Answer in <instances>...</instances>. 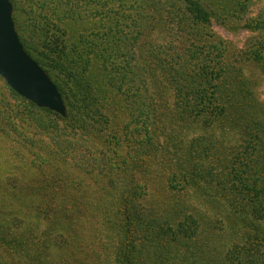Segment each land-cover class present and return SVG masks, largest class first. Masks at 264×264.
Segmentation results:
<instances>
[{"label":"trees","instance_id":"trees-1","mask_svg":"<svg viewBox=\"0 0 264 264\" xmlns=\"http://www.w3.org/2000/svg\"><path fill=\"white\" fill-rule=\"evenodd\" d=\"M8 1L14 29L24 50L56 86L65 112L60 114L39 107L6 84L12 95L33 108L56 115L70 127L78 121L88 124L86 109L91 115L99 110L109 128H121L119 124L124 120L135 121L140 117L146 125L148 137L141 152L140 145H132L122 157L125 150L118 131L117 136H112L114 149L107 161L118 172L124 167L127 178H118L125 186L117 199L118 209L113 212L116 238L114 247H110L113 261L107 259L106 264H264V103L256 98L254 88L251 91L248 86L243 67H233L224 59L223 48H219L223 44L221 39L218 38L219 46L215 48L203 40L199 42L201 38L196 33L187 30H181L178 35L171 33L180 23L187 29L195 25L207 30L212 15L202 3L199 0L131 1L137 9L146 5L158 12V16L165 9L169 15L162 21L153 12L146 18L135 17L132 28L147 25L149 34L141 40L142 36L133 31L127 56L120 52L121 39L117 34L121 22L117 18L104 21L102 16L98 21L87 20L95 31L100 28L102 31L89 37L71 34L66 41L61 25L66 20L75 24L82 21L85 10L79 0H51V7L47 0L34 2L26 30L18 16L17 0ZM114 1L117 0H97L104 5H113ZM120 4L126 6L128 2L121 0ZM106 9L107 13L113 11L111 6ZM184 14L190 18L183 17ZM159 25L165 29V35L154 32ZM242 26L256 34L255 46L242 62L256 67L264 77V14L246 19ZM52 29L60 30V34L52 33ZM209 35L215 37L212 31ZM190 36L195 39L187 40ZM195 128L208 131L205 134L208 136H190ZM84 130L88 132L87 128ZM216 131L237 135L238 144L228 146L227 152L222 150L219 146L223 143L217 142ZM64 135L63 128L54 129V154H61L59 157L65 160L68 153L78 151L82 159L90 160L82 153L84 145L73 148L75 142L64 140ZM88 136L94 150L103 154L98 147L102 145L100 140L93 132ZM167 140L174 142L170 144ZM199 149L206 159H210L212 151L221 153L216 158L221 164L202 161ZM94 150L89 149V154ZM139 153L143 157L142 172L146 171L149 178L154 164L167 162L166 169L170 170L166 178L173 191L188 194L189 189H194L203 196H209L210 190L220 191L229 202L228 208L224 202H210L216 204L225 228L217 220L210 229L202 228L188 213L189 208L176 202L172 205L174 212H168L171 217L167 221L159 223L156 216L148 218L143 211L146 194L142 193L143 188L137 190ZM61 170L65 169L61 167ZM103 170L104 167L100 168V172ZM64 172L65 177L49 175L36 180L37 187L52 188L51 192L37 191L12 199L0 196V264H85L87 255L97 256V240L86 243L87 238L80 232L84 211L79 206L83 197L62 190L69 182L79 185L82 177L70 170ZM179 173L183 174L177 179ZM98 178L93 176L92 181L97 182ZM158 181L156 178L154 184ZM176 181L182 185L178 186ZM159 186L162 187L158 182ZM217 231L226 238L220 248L206 242ZM52 240H57L53 246ZM151 245L150 252L143 250V246ZM9 250L19 255V261L15 257L4 260L10 258Z\"/></svg>","mask_w":264,"mask_h":264},{"label":"rangeland","instance_id":"rangeland-1","mask_svg":"<svg viewBox=\"0 0 264 264\" xmlns=\"http://www.w3.org/2000/svg\"><path fill=\"white\" fill-rule=\"evenodd\" d=\"M36 1L38 0H17L18 16L22 21L21 24L25 26V30L30 22L29 15L31 14L32 4ZM50 1L51 0H47L45 2L51 7L52 3H50ZM79 1L81 8L85 10L82 21H78V24H75L76 22L73 20H66L61 25L63 27L61 30L66 32V41L67 38H71V34H76L77 36L79 34H84L86 37H89L93 36V32L96 34L98 31H102V28L95 31V29L87 23V20L89 21L95 18V20L98 21L102 16L105 18L104 21L117 18L121 22L118 28L119 33L117 34L121 39L118 43L121 48L120 52H125L127 56L128 53L126 50L129 49L132 44V32L137 31V33L142 36L141 40L149 34L147 25H139L135 30L132 28L131 22L135 17L146 18L150 12L151 14L153 12V16L162 21L169 15V12L165 9V11H160L161 16H158V12L148 9L146 5L137 9V6L131 2L133 0H127L128 5L126 6L120 4L121 0L114 1L113 5L111 3H108V5L100 4L97 0ZM199 1L212 15L210 27L206 30L202 26L193 25L191 28L187 29L185 25L180 23L179 27L173 28L171 33L178 35L181 30L196 33V36L201 38V40L198 39L199 42L204 41L206 45H212L215 46V48L219 46L216 41L218 38L221 39L223 44L219 46V48H223L224 59L233 67L239 65L243 67V76L245 79H248L246 80L248 86H250L251 91L254 88L256 98L258 97L259 101L264 103L263 75L256 67L242 62L244 56L254 48V37L256 36V34L247 32L243 29L242 24L246 19L258 18L264 14V0ZM168 5H165V8H167ZM242 5L244 6L243 8L240 7ZM108 6H111L113 9L111 13H107L106 8ZM34 9L37 11L36 7ZM105 14H108L107 18ZM183 17L190 18L187 14H184ZM59 31L60 30L52 29L51 32L59 35ZM210 31L214 33L215 37L209 35ZM154 32H162L165 35V29H162L161 25L156 27ZM194 39V36H190V39L187 38V40L192 41ZM132 48L133 51H135V45ZM98 111H93L95 114L91 115L86 109V114L89 115V117H86L87 125L83 124L82 121L75 123L74 127L64 125L56 115L38 108H33L26 101L12 95L6 83L0 77V196H8L12 199L14 196L22 197L37 191L40 193L43 191L51 192L53 190L52 188L44 189L37 187L36 180L49 175V177H65V170L73 171L81 176L82 182H80L79 185H71V182H69L68 186L64 187L62 190L83 197L81 206H79V209L81 208L84 211L80 232L82 233V237L84 233L85 238H87L86 243L93 244V242L97 240V256L87 255V260L84 262L85 264H106L107 259L113 261L110 250V247H114L116 242L112 228L114 218L113 212H116V209H118L117 199L125 186V184H121L120 181H118V178H127V174L124 172V167L118 172V170L113 168V164L107 161V158L112 155L111 151L114 149L112 144H114L115 141L112 136L114 134L117 136L116 131H118V135L121 138V145L125 150V152H122V157H125L126 150H129L132 145H134V147L140 145L138 151L141 152L142 145L148 137L143 117L135 121L126 119L119 124L121 128H109L106 126V123L103 121ZM127 124H129V126H127ZM59 128H63L65 131L66 135H64V140L75 142L72 146L73 148L84 145L82 153L84 155L86 154L85 158H90V160L85 161L82 159L78 151L68 153L67 159L65 160L59 157L61 154L56 155L52 152V147L56 146V141L53 139L54 129ZM84 128H87L88 132L85 131ZM84 132L87 133L85 134ZM91 132H93L94 137L99 139V142L102 143V145H98V147L102 148L101 153L103 154H98L94 150V145L91 144L93 142L88 136V133L90 134ZM216 132L217 142L223 143L219 146L222 150L227 152L228 146H236V144H238L237 135L230 132L227 134H221L219 131ZM205 134H208V131L202 128H195L190 133V136L193 135L196 138L208 136ZM232 136L233 138H231ZM83 140L86 143H84ZM161 140L164 141V137L163 139L161 137ZM168 142L173 144L174 141ZM89 149H93L95 152L90 155ZM140 154L141 153L138 155L140 161L138 169L140 171L136 174V180H138L139 186L137 190L143 188L142 193L144 192L146 194V198L143 200V211L148 218L149 216H156L159 223L167 221V219L171 217V214L169 215L168 212H174L172 205L176 202V204L187 206L189 208L188 213L193 215L202 228L210 229V225L213 224L214 220L220 221L225 228V221L222 215L217 213L216 204L210 202L211 200H216L221 204L224 202L227 204L228 208L229 202L222 197L220 191L210 190L209 196L196 193L194 189H189L188 194L173 191L170 189L166 178V174L170 170L166 169L168 167L167 162L162 160L160 164H154L152 166V168H154L152 177L149 178L147 176L149 174H146V171L142 172L143 164L141 165V160H143V157ZM198 155L202 158L203 151L199 149ZM209 156L210 159L202 158V161L207 164H221V162L216 159L221 157V153L212 151L209 153ZM91 158H96V160L91 161ZM117 161L118 159L113 163L115 164ZM119 161L121 160L119 159ZM82 162H85V165H82ZM107 164L111 167H107ZM61 167L65 170H61ZM103 167L104 170L100 172V168ZM157 171L160 173H157ZM163 172L165 175L162 174ZM175 172H177V169ZM62 174H64V176H62ZM182 174L183 173L177 174V179ZM93 176L99 177L97 182L92 181ZM156 178L159 179L158 182L162 187H157L158 182L154 184ZM176 183L178 182L176 181ZM181 185L182 183H178V186ZM207 201L209 203H206ZM193 209H197L198 211L195 213ZM12 222L13 218L10 219L9 223L11 224ZM172 227L176 228L175 225ZM57 240H52L50 245L55 244ZM225 241V236L218 231L215 236L208 237L206 240V242L218 248H220ZM140 244L142 246V242H139V245ZM104 247H106V249H104ZM152 248V245L143 246L145 252H150ZM155 248L157 249L158 246H155ZM9 252L10 258L7 257L4 258V260L13 259V257H15L19 261L20 258L17 253L11 250H9ZM81 259L82 257H80V260Z\"/></svg>","mask_w":264,"mask_h":264},{"label":"water","instance_id":"water-1","mask_svg":"<svg viewBox=\"0 0 264 264\" xmlns=\"http://www.w3.org/2000/svg\"><path fill=\"white\" fill-rule=\"evenodd\" d=\"M0 77L19 96L64 114L65 106L56 86L26 53L15 32L8 0H0Z\"/></svg>","mask_w":264,"mask_h":264}]
</instances>
